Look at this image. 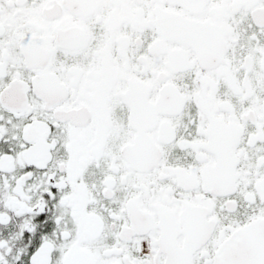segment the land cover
<instances>
[{"label": "flooded vegetation", "instance_id": "af4514ba", "mask_svg": "<svg viewBox=\"0 0 264 264\" xmlns=\"http://www.w3.org/2000/svg\"><path fill=\"white\" fill-rule=\"evenodd\" d=\"M0 264H264V0H0Z\"/></svg>", "mask_w": 264, "mask_h": 264}, {"label": "water", "instance_id": "95a60500", "mask_svg": "<svg viewBox=\"0 0 264 264\" xmlns=\"http://www.w3.org/2000/svg\"><path fill=\"white\" fill-rule=\"evenodd\" d=\"M247 231L241 230L235 233L233 236L232 243L230 245L231 252L239 254V259H242L243 250L242 247L247 241Z\"/></svg>", "mask_w": 264, "mask_h": 264}]
</instances>
